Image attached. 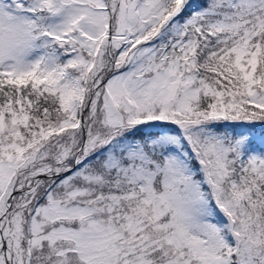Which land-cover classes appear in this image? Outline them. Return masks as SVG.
<instances>
[{
	"label": "snow or ice",
	"instance_id": "1",
	"mask_svg": "<svg viewBox=\"0 0 264 264\" xmlns=\"http://www.w3.org/2000/svg\"><path fill=\"white\" fill-rule=\"evenodd\" d=\"M0 264H264V0H0Z\"/></svg>",
	"mask_w": 264,
	"mask_h": 264
}]
</instances>
